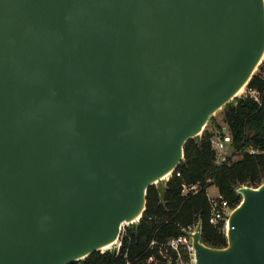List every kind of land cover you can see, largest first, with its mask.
Wrapping results in <instances>:
<instances>
[{"label": "water", "instance_id": "1", "mask_svg": "<svg viewBox=\"0 0 264 264\" xmlns=\"http://www.w3.org/2000/svg\"><path fill=\"white\" fill-rule=\"evenodd\" d=\"M263 60L264 0H0V264L113 243ZM236 193L196 264H264V182Z\"/></svg>", "mask_w": 264, "mask_h": 264}, {"label": "trees", "instance_id": "2", "mask_svg": "<svg viewBox=\"0 0 264 264\" xmlns=\"http://www.w3.org/2000/svg\"><path fill=\"white\" fill-rule=\"evenodd\" d=\"M248 87L261 93V104L246 96L227 103L222 111V122L229 126L232 134L231 148L241 157L217 164L210 143L212 131L208 129L202 135L189 139L184 145V159L177 168L181 176L174 175L167 182L164 202L160 200L157 187L150 186L142 219L134 228H128L130 239L126 244L129 246L131 264H138L133 259L146 252L152 238L167 240L176 236L180 231L179 225H186L197 216L202 221L201 239L204 244L215 248L227 245L225 234L209 223V204L204 187L215 184L222 196L235 207L241 201V196L236 193L238 187L258 186L264 182V153L252 155L246 150L248 147L264 150V76L256 72ZM211 123L213 131H221L222 126L214 117L207 127ZM207 179H211V182H207ZM182 183H198L201 189L195 194L184 195ZM150 215L162 216L167 221L156 225L147 220ZM125 261L122 256L94 252L84 260L71 264H125Z\"/></svg>", "mask_w": 264, "mask_h": 264}, {"label": "built area", "instance_id": "3", "mask_svg": "<svg viewBox=\"0 0 264 264\" xmlns=\"http://www.w3.org/2000/svg\"><path fill=\"white\" fill-rule=\"evenodd\" d=\"M246 96L253 98L258 104H261V93L257 89L246 85L243 91L239 93L238 98ZM221 126V131H212V136L210 138L211 147L215 152V162L217 164L227 163L230 159L236 160L241 157L240 153L231 148L232 134L229 126L225 123H222ZM246 150L252 155L264 153V150L253 147H248ZM177 168L163 179L165 185L174 175L177 177L181 176ZM207 182H211V179H207ZM153 185L157 187V182ZM204 188L209 204V223L223 232L226 236L228 217L236 206L232 207L230 205L215 184H210ZM200 189L201 186L198 183H182L181 185V191L184 195L195 194ZM212 189L215 191L214 194L211 192ZM142 217L143 215L132 223L123 222L117 239L97 252L122 256L126 259L125 264H131L132 260L129 258V246L126 244V241L130 239L128 228H130L131 225H137ZM147 220L156 225L167 221L166 218L157 215H150L147 217ZM200 222L202 221L197 216L192 222L186 225H179L180 231L176 236H172L167 240L152 238L148 243L146 252L137 255L133 260L138 264H196V252L192 235L197 232V226Z\"/></svg>", "mask_w": 264, "mask_h": 264}, {"label": "rangeland", "instance_id": "4", "mask_svg": "<svg viewBox=\"0 0 264 264\" xmlns=\"http://www.w3.org/2000/svg\"><path fill=\"white\" fill-rule=\"evenodd\" d=\"M261 66V67H260ZM256 72L257 73H261L263 76H264V60H263V62L258 66V68H257V70H256ZM255 72V73H256ZM239 95V94H238ZM238 99V96L237 97H235L232 101L233 102H235L236 100ZM222 111H223V108L221 109V110H219V111H217L213 116H211L210 117V119L212 118V117H214L220 124H222L223 122H222ZM210 119H209V121H210ZM209 121H208V123H209ZM207 127V126H206ZM213 127V124L211 123V124H209V126L207 127V128H205V129H208L209 131H213L212 128ZM202 135V134H201ZM257 184H254V185H252V187H258V186H256ZM211 192L214 194V189H212L211 190Z\"/></svg>", "mask_w": 264, "mask_h": 264}, {"label": "bare ground", "instance_id": "5", "mask_svg": "<svg viewBox=\"0 0 264 264\" xmlns=\"http://www.w3.org/2000/svg\"><path fill=\"white\" fill-rule=\"evenodd\" d=\"M243 89H244V87H243V88H241V90L238 92V94H239V93H241V92L243 91ZM135 221H136V220H135Z\"/></svg>", "mask_w": 264, "mask_h": 264}]
</instances>
